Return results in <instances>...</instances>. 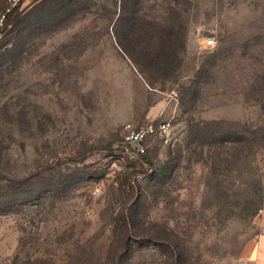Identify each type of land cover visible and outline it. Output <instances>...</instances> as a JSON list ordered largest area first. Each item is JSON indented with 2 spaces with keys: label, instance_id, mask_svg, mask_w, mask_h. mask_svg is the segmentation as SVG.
Masks as SVG:
<instances>
[{
  "label": "rangeland",
  "instance_id": "rangeland-1",
  "mask_svg": "<svg viewBox=\"0 0 264 264\" xmlns=\"http://www.w3.org/2000/svg\"><path fill=\"white\" fill-rule=\"evenodd\" d=\"M139 5L124 4L130 32L120 0L23 2L0 34V264H249L264 226V0ZM156 117L171 144L131 158L127 127Z\"/></svg>",
  "mask_w": 264,
  "mask_h": 264
},
{
  "label": "built area",
  "instance_id": "built-area-1",
  "mask_svg": "<svg viewBox=\"0 0 264 264\" xmlns=\"http://www.w3.org/2000/svg\"><path fill=\"white\" fill-rule=\"evenodd\" d=\"M24 0H8V7L6 11L22 4ZM2 20V19H1ZM211 41V43H209ZM213 44V38L207 37L203 41L205 47ZM158 137L161 144L168 146L172 141L171 124L168 119L159 120L157 117L153 118L137 128L127 127V132L124 136L123 145L127 149L128 154L133 159L140 158L146 153V143L153 138Z\"/></svg>",
  "mask_w": 264,
  "mask_h": 264
},
{
  "label": "trees",
  "instance_id": "trees-1",
  "mask_svg": "<svg viewBox=\"0 0 264 264\" xmlns=\"http://www.w3.org/2000/svg\"><path fill=\"white\" fill-rule=\"evenodd\" d=\"M133 2V4L135 5V12H139V9L138 8V5L140 3L143 2V0H131ZM39 2V1H38ZM127 2V0H120V4H121V9L123 10L124 9V4ZM20 5H17L13 8H11L9 11H6L3 13V18L1 20L2 24H1V27H0V34H5L7 33L8 31V28L18 19L19 17V14H20ZM8 7V5L5 7V9ZM140 7V5H139ZM123 17H125V22L127 23V27H128V30L131 32V30L137 28L133 25V23L131 22V17H130V13L127 12L126 10H123ZM127 27H126V30H127ZM115 32H116V29H115ZM116 34V33H115ZM116 36H118L116 34ZM117 41H118V44L119 46L122 48V50L126 53V55L132 60L135 62V64L137 66H141L133 57H132V54H131V50H126L123 46L124 44L123 43H120V40H118V37H117ZM3 54V52H1ZM235 133H234V137L233 140L235 141V143H241L242 141L246 140V137L241 134V131L239 129L236 128V130H234ZM246 133V131L244 132ZM243 135V136H242ZM109 146V145H108ZM102 149H107L108 147H100ZM147 151V150H146ZM143 156H141L142 158ZM140 159V158H139ZM4 208H8L7 206L4 207ZM122 223L123 225H121V228H124L126 230H128V225H129V220L127 217H124L122 218ZM129 242V241H128ZM126 243L125 247L126 249L130 248V245L129 243ZM125 260V259H124ZM120 263L122 261H119Z\"/></svg>",
  "mask_w": 264,
  "mask_h": 264
},
{
  "label": "crops",
  "instance_id": "crops-1",
  "mask_svg": "<svg viewBox=\"0 0 264 264\" xmlns=\"http://www.w3.org/2000/svg\"><path fill=\"white\" fill-rule=\"evenodd\" d=\"M40 0H24V2L36 3ZM241 259L249 264H264V226L249 242L245 244L241 253Z\"/></svg>",
  "mask_w": 264,
  "mask_h": 264
},
{
  "label": "snow or ice",
  "instance_id": "snow-or-ice-1",
  "mask_svg": "<svg viewBox=\"0 0 264 264\" xmlns=\"http://www.w3.org/2000/svg\"><path fill=\"white\" fill-rule=\"evenodd\" d=\"M209 43H211V41Z\"/></svg>",
  "mask_w": 264,
  "mask_h": 264
}]
</instances>
